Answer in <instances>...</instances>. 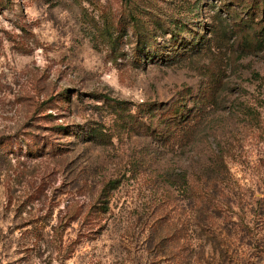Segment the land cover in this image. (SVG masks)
<instances>
[{
	"label": "rangeland",
	"instance_id": "374dc122",
	"mask_svg": "<svg viewBox=\"0 0 264 264\" xmlns=\"http://www.w3.org/2000/svg\"><path fill=\"white\" fill-rule=\"evenodd\" d=\"M263 44L264 0H0V264H175L168 191L193 264H264Z\"/></svg>",
	"mask_w": 264,
	"mask_h": 264
},
{
	"label": "trees",
	"instance_id": "16d2710c",
	"mask_svg": "<svg viewBox=\"0 0 264 264\" xmlns=\"http://www.w3.org/2000/svg\"><path fill=\"white\" fill-rule=\"evenodd\" d=\"M246 24L248 29H252L249 21H247ZM262 42L263 39H260L259 44H262ZM179 142L184 144L185 141L182 142V140H179ZM110 183L112 184L113 189L118 181L113 180ZM167 183L176 188L175 190H178L179 193H183V195H189L191 198H194L191 203L192 209H196V212L199 213L198 217L204 218V222L199 223L202 232L207 236V238L211 237L213 241L222 242L226 250L225 252L229 251V248L234 245L235 233H231L232 231L230 232L224 224L220 225L217 223V216L213 214L218 205L220 206L225 204V201H222L219 197L215 196V194L222 193L223 189H219V185L211 184H198L196 186H192L184 173L170 171H167ZM168 192L170 211H167V250L169 251V255L174 260L175 264L196 263L198 261V256H196L194 249H190L188 244L180 245L181 240L186 239L189 232L192 231L190 230V226L181 220L179 212L182 210V205H180L181 202L175 198L174 194L170 191ZM101 194L108 196L106 193ZM105 210L106 208H104V211ZM223 256L226 257L227 253Z\"/></svg>",
	"mask_w": 264,
	"mask_h": 264
}]
</instances>
